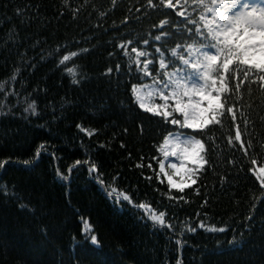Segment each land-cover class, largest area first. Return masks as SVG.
<instances>
[{
	"label": "trees",
	"instance_id": "trees-1",
	"mask_svg": "<svg viewBox=\"0 0 264 264\" xmlns=\"http://www.w3.org/2000/svg\"><path fill=\"white\" fill-rule=\"evenodd\" d=\"M175 12L151 9L147 0H116L114 5L112 0H0V81L15 88L20 99L17 103L18 97L10 95L0 106V160L10 158L0 168V185L6 184L9 192L0 191V264H91L90 249L77 243L82 239L81 217L94 226L112 264H176L178 258L183 264H264V227L260 224L264 203L255 199L262 186L248 170L254 167L252 158L258 166L264 164V90L258 84L245 81L233 93L237 119L231 122L226 117L222 128L212 129L216 142L208 156L211 163L198 185L185 188L186 202L169 205L162 195L168 191L166 179L163 184L145 179L153 175L146 164L156 155L158 122L130 103L123 74L126 58L121 54L109 57V53L119 42L115 37L144 39L149 32L155 36L158 33L152 25L165 15L175 18ZM57 44H66L60 55L88 49L73 59L83 76L80 84H73L56 66L58 55L47 56ZM42 56L47 58L42 60ZM116 63L122 65L119 76L115 72L103 75L105 68ZM16 68L21 71L12 83L8 78ZM28 93V102L37 101L39 117L23 113ZM141 120L147 125L143 134L137 127ZM77 124L98 131L88 136ZM236 125L244 146L251 141L247 154L240 141L228 143ZM41 141L52 147L34 166H24L22 161L31 159ZM89 157L99 165L106 182L119 173L118 187L131 192L137 202L149 200L162 209L169 205L175 233L139 220L140 213L126 203L122 209L114 205L91 178L87 165L75 168L69 180L57 179V167L68 175V165ZM138 162L145 166L137 167ZM153 167L158 170V164ZM253 203L257 204L254 226L251 233H245L247 242L242 248L226 246L217 254V241L231 239L233 233L211 234L199 228L187 232L182 248L178 247L182 222L195 227L203 219L239 229ZM21 204L28 207L21 208Z\"/></svg>",
	"mask_w": 264,
	"mask_h": 264
},
{
	"label": "snow or ice",
	"instance_id": "snow-or-ice-1",
	"mask_svg": "<svg viewBox=\"0 0 264 264\" xmlns=\"http://www.w3.org/2000/svg\"><path fill=\"white\" fill-rule=\"evenodd\" d=\"M112 3L114 5L116 0H112ZM147 5L151 9L165 12L174 9L175 18L165 15L163 19H159L158 25H152L158 33L155 36L149 32L148 38L144 39L138 37L136 40H125L115 37L114 41L119 42L115 44L114 52H110L109 57L121 54L126 58L127 70L123 74L127 77L124 83L129 101L136 111L147 115L149 120L158 122V139L154 141L156 155L151 156L146 164L147 169L153 170V175H147L145 179L159 180L163 184V178H166L168 191L162 195L167 197L169 205L173 201L184 203L186 201L182 194L185 188L191 189L198 185L206 166L211 163L208 156L216 142V137L211 134L212 129L222 128L226 117L231 122L237 119L233 93L245 81L249 85L256 83L264 90V0H159L158 3L147 0ZM16 11L22 14L20 9ZM100 15L103 16L104 13L101 12ZM65 47L66 44H57L47 56L58 55L56 66L63 69L73 84H80L83 76L80 66L73 63V59L86 53L88 49L77 48L60 55ZM46 58L41 57L42 60ZM121 67V63L109 66L105 68L103 75L110 76L115 72L119 76ZM20 71V68H16L8 79L14 83ZM0 93L5 97L0 106L6 104L10 95L17 96V103H20L19 93L15 88L6 87V81H0ZM30 96L28 93L24 97L26 106L23 113L39 117L41 112L37 101L31 99L28 102ZM11 107L8 106V111H11ZM24 118L27 119V116ZM53 119L56 117L53 116ZM146 126L143 120L137 125L141 134ZM76 127L88 136L98 131L95 128L90 130L82 124H77ZM241 136V129L236 125L234 136L228 137V143L240 141L239 146L247 154L251 141L245 147ZM50 147L52 146L48 141H41L31 159L22 161L23 165L34 166L42 153ZM50 155L55 156V153L51 152ZM9 162L10 158L0 160V168ZM154 163L158 164V170L153 167ZM251 164H257L255 158H252ZM82 165H87L91 178L99 184L106 198L118 208L122 209L126 203L134 212L140 213L137 217L139 220L150 221L154 228H166L175 233L174 214L169 216L167 212L169 205L162 209L149 200L137 202L131 192L118 187L116 181L119 173L111 178L110 183L106 182L99 165L91 157L84 161L77 159L68 165V175L57 167V179L69 180L74 169ZM144 166L143 162L137 164V167ZM248 170L255 173L262 186L260 196L255 199L264 203V164ZM172 190L177 192L173 194ZM0 191L5 195L9 194L6 184L0 185ZM195 191L200 192V188L197 186ZM19 206L28 207L26 204ZM256 207L257 204L253 203L239 229L228 223L218 225L203 219L195 227L182 222L177 245L182 248L183 236L187 232L195 233L199 228L211 234H224L227 231L233 233L231 239L217 241V254L226 246L232 249L242 248L247 242L245 233L253 230ZM81 223L82 239L77 243L88 246L91 264H112L92 223L84 217H81ZM260 224L264 227V220ZM42 232L46 235V229H42ZM207 251L209 250L205 249ZM176 264H183L182 259L178 258Z\"/></svg>",
	"mask_w": 264,
	"mask_h": 264
},
{
	"label": "rangeland",
	"instance_id": "rangeland-1",
	"mask_svg": "<svg viewBox=\"0 0 264 264\" xmlns=\"http://www.w3.org/2000/svg\"><path fill=\"white\" fill-rule=\"evenodd\" d=\"M172 159H175V158H172ZM254 167H259L257 164L256 165H254ZM255 174V173H254ZM166 179V178H165Z\"/></svg>",
	"mask_w": 264,
	"mask_h": 264
}]
</instances>
